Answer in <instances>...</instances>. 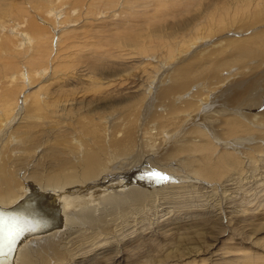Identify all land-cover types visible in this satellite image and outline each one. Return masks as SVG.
<instances>
[{"label":"rangeland","instance_id":"374dc122","mask_svg":"<svg viewBox=\"0 0 264 264\" xmlns=\"http://www.w3.org/2000/svg\"><path fill=\"white\" fill-rule=\"evenodd\" d=\"M33 101L34 163L49 149L75 164L81 148L99 151L100 134L108 145L128 138L131 151L108 150L89 182L105 177L118 199L131 185L147 194L99 197L96 227L67 226L70 209L57 226L19 219L20 241L54 242L46 264H264V0H0V113L17 112L15 127ZM84 186L54 201L33 187L17 209L40 194L54 210L96 189Z\"/></svg>","mask_w":264,"mask_h":264},{"label":"bare ground","instance_id":"6f19581e","mask_svg":"<svg viewBox=\"0 0 264 264\" xmlns=\"http://www.w3.org/2000/svg\"><path fill=\"white\" fill-rule=\"evenodd\" d=\"M240 52H241V50H240ZM245 52L246 53L248 52V47H247V50H244V53ZM181 72H183V71H181ZM178 75H179V78L181 77V80H183V78H182L183 75H181V73ZM181 80H179V82H181ZM50 103L51 102H49V104ZM32 104H33L34 108L32 111H30L29 116H26V113L24 112L25 113L24 117L21 119L22 123L15 125V127H12L9 123L10 118H11L14 110L11 112L6 111V110H2V112L0 113V130H2V131H0V140H3L4 139L3 137L7 136V141H6L7 143L3 144V142H2V146L0 147V213H2L0 216V264H46V258L48 256V252L46 254L44 248H46L45 247L47 245L46 243L50 242L52 244L54 242L50 241L51 240L50 239L49 241L44 240V242L47 241L46 243H37V242H33V241H38V240L31 239L32 242L27 244L29 242V241H27V239L30 238V236L35 237V235L33 233H31V234L27 233L26 237H23V239L20 241L19 238L21 236V230L23 228L21 222L19 221V219H21V218H25L27 216L30 217L31 215H36V214H45L43 217V223L45 225H52V226L56 225L57 226L58 224H60L59 220H57V219L63 212H64V214H62L61 223L64 224L65 222H67V220L70 219L68 214H67V210H65V209H70V210L74 211V213H72L71 215L74 214L75 218H72L71 221H69L67 223V226H69V227L74 226L73 228H75V226L78 227V224H82L83 226L85 225L87 227H89V226H92V227L95 226L96 227V225L94 224V223H96L95 222L96 219L93 216L95 213L94 212L95 209L92 210L90 208V206L93 205V203H95L96 201H98L99 197L102 196L103 204L106 206L107 205L109 206L110 204H116V203L117 204L120 203L122 205V203L127 204V203H130L133 201L138 202L140 199L142 200V199H145L147 197L146 196L147 194L144 192L145 188L143 189L142 186H140V185H133V186L131 185L130 187H128L129 190L126 192V194L123 195L124 198L118 199L119 197L116 198L113 196H109L107 194V192H108L107 187L110 186V184H108V186H107V181L105 180V177L103 179L102 184H100L102 181L94 182V183L89 182L91 180H94L99 175L103 176V172H104L103 168L105 165H107L106 164V158H107V151L108 150H111V152L113 154H115L117 158L118 157L120 158L123 155L125 156L131 151V148H132V147L130 148L131 141L128 138H125L124 142H123V141H120V139H119L120 137H118L117 140H112L108 145V143L107 144L104 143V140L102 139V135L100 134V135H98L99 137L96 140V142H97L96 146H97V149L99 151L98 152L94 151L93 149H91L90 147H87V146H85L84 148H81V153H80L79 158L75 164L70 163L69 159L67 160L66 157L65 158L63 157V159L61 158L60 160H57L56 159L57 154H55L56 151L53 150V153H52V151L49 149L42 152V155H45V162L44 163H42V164L34 163L35 161H33V158L28 157L29 150L32 147H34V145H35L34 144L31 146V144H32L31 138H30V136H28L29 132L31 131V129H30L31 125L29 123H32V124L36 123L33 121V119L35 118V117H33V114H35L34 112L42 110V109H41V107H39L40 103L38 101H33ZM8 108H11V106H8ZM52 113H53V111H52ZM13 115L15 118L17 115V112H14ZM31 120H32V122H29ZM86 125H87V123H86ZM48 127H49V123H48ZM88 127H86V128H88ZM83 128H85V127H83ZM88 131H89V129H88ZM118 131H119V129H118ZM91 132L92 131H90V133ZM83 134H84V132H83ZM128 134L129 133H127V135ZM85 136H86V134H85ZM10 139H11V141H10ZM32 139H34V138H32ZM40 139H41V137H40ZM94 139H96V138H94ZM125 140H127V141H125ZM11 142L15 143V145H13ZM69 149L72 151L74 149V146L69 147ZM17 150H18V152H21V154L15 155V152ZM11 155H14V156L12 157ZM64 155H65V153H64ZM62 156H63V154H62ZM133 157H134V160H137V154L135 153L134 155L131 156V158L125 159V157H124L123 159H124L125 163L122 162L121 160H119V163L126 164L127 163L126 160L132 159ZM27 159L31 160L30 161L31 163H28V165H27ZM202 159L203 160L199 161L198 162L199 164H197L195 166L196 170H200V169L204 168L205 165H207L210 162V159L208 156L204 155V156H202ZM48 162H50V163H48ZM233 162H234V160L230 161V163H233ZM29 164L31 165L30 167H29ZM39 168H42L44 170L43 174L41 173ZM19 171H21L22 173L24 172V173L20 174L21 172H19ZM38 171H40V173H38ZM45 172H48V174L45 175ZM20 177H22V179ZM18 180L21 182L19 183ZM139 181H141V180H139ZM123 182H125V181H123ZM31 183H33V184H31ZM105 183H106V185H105ZM78 184H85L84 188H90V187L94 186V187H96V189L92 192V194L89 197L79 196L77 199H74L75 201L62 200L61 202L62 203L65 202L64 204H59L60 201L58 202V204H56V202H55L54 203V208H55L54 210L48 208L49 203L47 204L46 203L47 200L45 201L44 198L42 196H40V194L36 199L31 198L28 203L24 204V207H25L26 211H28V213L23 212V215H21L22 214L21 211H19L17 209V207L21 203L20 200L23 197L22 191L26 190V191L30 192V191H34L33 187H38L39 189H42L44 192H46L44 194L47 195L48 199L50 197H52L53 198L52 201H54V198L57 196L60 197L61 199H63L62 197L64 195L70 194V190H66L65 187L68 188V187L75 186ZM42 185H46V186H42ZM103 185H105V186H103ZM113 185L115 188H117L115 186V184H113ZM57 190H59V191H57ZM61 191L62 192L64 191L63 192L64 195L59 196ZM106 194L108 196H106ZM78 204H79V206L77 209H80V210H77L75 208ZM29 219H31V218H29ZM28 231H30V230H28ZM48 231H51V230H48ZM48 231L43 232V234L48 232ZM66 231H67V229H66ZM75 232H77V229L75 230ZM52 234H54V233H52ZM61 235H59V236H61ZM55 237H56V235H55ZM37 238H38V236H37ZM25 244H27V245H25ZM33 244H36V245H34L33 248L30 247ZM23 245H25V246L23 248H20ZM52 246L53 245H50L49 248H51ZM25 248L28 250H26L24 252ZM38 255H41V256H38ZM15 259H16V261H15Z\"/></svg>","mask_w":264,"mask_h":264},{"label":"snow or ice","instance_id":"6c2138e0","mask_svg":"<svg viewBox=\"0 0 264 264\" xmlns=\"http://www.w3.org/2000/svg\"><path fill=\"white\" fill-rule=\"evenodd\" d=\"M150 175L156 179L161 180V181H166L169 179V177H167V175H165L159 171L152 172Z\"/></svg>","mask_w":264,"mask_h":264},{"label":"water","instance_id":"95a60500","mask_svg":"<svg viewBox=\"0 0 264 264\" xmlns=\"http://www.w3.org/2000/svg\"><path fill=\"white\" fill-rule=\"evenodd\" d=\"M2 213H0V216H1Z\"/></svg>","mask_w":264,"mask_h":264}]
</instances>
